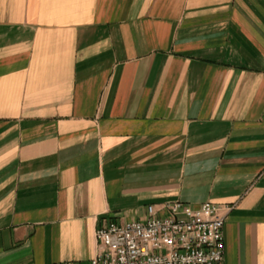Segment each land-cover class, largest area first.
<instances>
[{
    "label": "crops",
    "instance_id": "obj_1",
    "mask_svg": "<svg viewBox=\"0 0 264 264\" xmlns=\"http://www.w3.org/2000/svg\"><path fill=\"white\" fill-rule=\"evenodd\" d=\"M175 200L264 264V0H0V264L87 263Z\"/></svg>",
    "mask_w": 264,
    "mask_h": 264
},
{
    "label": "built area",
    "instance_id": "obj_2",
    "mask_svg": "<svg viewBox=\"0 0 264 264\" xmlns=\"http://www.w3.org/2000/svg\"><path fill=\"white\" fill-rule=\"evenodd\" d=\"M230 209L212 201L193 207L175 200L161 209L148 205L147 217L140 220L105 217L96 230V255L87 263L58 264H221Z\"/></svg>",
    "mask_w": 264,
    "mask_h": 264
}]
</instances>
